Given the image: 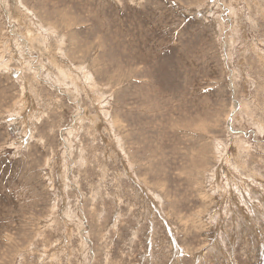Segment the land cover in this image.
Segmentation results:
<instances>
[{"label": "rangeland", "instance_id": "1", "mask_svg": "<svg viewBox=\"0 0 264 264\" xmlns=\"http://www.w3.org/2000/svg\"><path fill=\"white\" fill-rule=\"evenodd\" d=\"M263 200L264 0H0V264H264Z\"/></svg>", "mask_w": 264, "mask_h": 264}, {"label": "crops", "instance_id": "2", "mask_svg": "<svg viewBox=\"0 0 264 264\" xmlns=\"http://www.w3.org/2000/svg\"><path fill=\"white\" fill-rule=\"evenodd\" d=\"M263 201H264V200H263ZM263 201H262V202H263Z\"/></svg>", "mask_w": 264, "mask_h": 264}]
</instances>
